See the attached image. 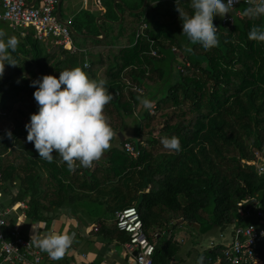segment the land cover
I'll return each instance as SVG.
<instances>
[{"label": "trees", "instance_id": "trees-1", "mask_svg": "<svg viewBox=\"0 0 264 264\" xmlns=\"http://www.w3.org/2000/svg\"><path fill=\"white\" fill-rule=\"evenodd\" d=\"M137 1L135 9L144 2ZM101 2L108 19L119 20L114 0ZM179 6L192 13L190 0H180ZM248 7L240 5L243 16L231 26L213 18L219 42L208 51L182 34L176 0H149L140 12L123 9L120 24L107 21L111 28L104 41L84 39L101 46L89 52L94 58L84 70L99 79L101 69L99 77L113 96L103 110L114 131L110 148L91 167L77 161L70 171L55 153L51 163L39 158L26 129L12 132L14 140L0 133L4 206L24 202L28 218L47 224L71 210L86 225L100 224L104 239L125 243L129 235L116 227L115 215L134 205L155 244L154 264H175L179 248L171 232L179 224L186 222L202 235L217 228L230 232L240 201L254 197L264 209V177L247 163L254 149L264 153V42L248 39L253 27L264 25V17L246 15ZM143 22L148 27L136 41ZM10 30L19 40L12 53L17 65H5L0 78V109L5 111L0 129L38 111L32 80L84 66L70 50L38 40L33 28L26 35ZM72 36L75 43L80 39ZM153 49L161 56L152 55ZM138 97H147L151 109ZM130 121L137 124L135 136L124 133ZM172 136L180 142L178 153L161 144L162 137ZM126 141L138 156L126 152ZM223 247L219 242L200 256L204 262L208 256L223 258ZM259 255L264 259V241ZM222 264L229 263L223 259Z\"/></svg>", "mask_w": 264, "mask_h": 264}, {"label": "clouds", "instance_id": "clouds-1", "mask_svg": "<svg viewBox=\"0 0 264 264\" xmlns=\"http://www.w3.org/2000/svg\"><path fill=\"white\" fill-rule=\"evenodd\" d=\"M239 0H190L192 13L183 11L176 0L177 11L182 22V34L189 44L198 45L208 51L218 45V28L213 22L215 16L224 18L232 12L234 3ZM251 4L245 14L251 18L264 17V0H246ZM248 39L264 42V25L253 27L248 33ZM19 40L9 36L0 29V78L3 77L5 65L15 66L12 53L16 51ZM192 52L191 47L185 49ZM83 67L61 70L58 77L45 74L32 80L31 87L36 90L33 98L38 105V111L30 115L25 124L27 141L33 143L39 158L51 163L53 153L66 163L71 171L76 162L80 167H91L99 161L102 154L110 148L114 137L111 124L104 114V107L113 96L107 87L105 79L90 78ZM19 82V81H17ZM145 109H151V101L147 98H137ZM5 136L14 140L13 133L8 130ZM4 137H0L2 140ZM161 144L170 152L180 151V142L175 136L162 137ZM74 233L50 232L46 236L35 239L31 243L49 258L58 261L74 241ZM197 264H204V257L197 259Z\"/></svg>", "mask_w": 264, "mask_h": 264}, {"label": "built area", "instance_id": "built-area-1", "mask_svg": "<svg viewBox=\"0 0 264 264\" xmlns=\"http://www.w3.org/2000/svg\"><path fill=\"white\" fill-rule=\"evenodd\" d=\"M255 2H259V0H255ZM58 3L59 0H41L39 5H30L27 0H2L0 20L8 22L12 30L20 31L22 35H26L27 29L33 28L35 37L49 47L59 45L71 52H76L78 48L74 44L71 29L56 15ZM242 4L251 6L246 0L234 3L232 13L224 17L223 24L231 26L234 24L236 16H243L242 10L238 9ZM147 27V23L143 22L137 31L136 41L144 34ZM151 54L157 57L161 56L155 49L151 51ZM86 65L89 66V64ZM179 68L183 70L181 66ZM137 90L143 91L139 87ZM3 115H5V111L0 109V116ZM28 121V118H24L18 125L12 124L0 129V133L25 129V124ZM123 148L135 157L139 155V150L129 141L123 143ZM254 155V159L247 163L255 166L259 177H264V153L254 149ZM2 181L3 177L0 174V184ZM3 203V192L0 188V259L7 264H57L55 260L49 258L47 253L42 252L31 243L32 236L39 239L44 237L43 234H24L20 225L10 228V232L6 233L7 216L10 211L16 210L19 206L14 204L5 207ZM238 212L237 223L232 226L230 231L231 238L226 239L222 235L224 237L223 258L214 259L208 256L204 264H222L223 259L229 264H264V259L259 255V247L264 241V209L258 199L249 197L238 203ZM115 219L116 227L129 235V239L123 245L126 254L134 259L135 264H154L155 244L146 233L137 207L133 205L117 210ZM99 229L100 224H96L94 230L98 231ZM215 245L216 243H212V247Z\"/></svg>", "mask_w": 264, "mask_h": 264}, {"label": "crops", "instance_id": "crops-1", "mask_svg": "<svg viewBox=\"0 0 264 264\" xmlns=\"http://www.w3.org/2000/svg\"><path fill=\"white\" fill-rule=\"evenodd\" d=\"M40 1L41 0H28L27 2H32L30 5H39ZM125 1L126 0H114V7L119 15V20L114 21L108 19L106 16V7L101 0H59L60 10H58L57 6L56 15L61 22H70L74 29H76L79 33V35H77L71 30L80 38L76 43L75 40H73L78 50L72 53L82 57L81 61L84 59V65H90V59L94 58V55L89 52H94L95 50L101 48V46L95 44L94 41L90 42L84 39L92 38L104 41L110 31L109 28H111L108 25V22L119 23L120 20L122 21L123 9L129 12H138V10L143 11L149 2V0H147V4L144 9H142V5L139 9L133 10L131 7H128L129 4L127 1L125 3ZM137 3L138 1L135 2V4ZM118 4L121 5L118 7ZM120 7H122V10H120ZM238 9L242 10L240 6ZM0 10H2V0H0ZM92 17L95 18V20H92ZM0 29L7 30L8 34L15 36V32L10 30L9 24L6 21L0 20ZM63 66L65 67V65ZM59 72V70H55L52 75H56L58 77ZM100 72L101 69L97 72L99 79ZM136 132L137 125L132 128V135H126L135 136ZM23 203L24 202H17L16 204L19 207L16 210L10 211L8 214L7 228L10 229L16 225H20L24 234L39 235L41 233L44 236L50 232H67L75 234L72 246L65 251L62 259L56 261L57 264H135L134 259L126 254L125 249L123 248L124 243L116 240H107L101 237L99 235L101 230H94V226L96 225L95 223L86 225L85 223L78 221L77 215H75L71 210H63L49 224L41 223L27 217L25 212L26 204L24 203V205ZM214 230L213 231L217 234L220 240H213V243L217 244L219 242H223L224 237L222 235H224L226 239H229L228 235L230 234L222 232L219 229ZM178 241L183 242L181 239H178ZM184 246L185 245L181 243L177 246L179 248V252L175 257V264H188L185 256L181 253V251L183 252L185 249ZM207 249L209 248L204 249L203 253ZM187 254L189 253L187 252ZM0 264L7 263L0 259Z\"/></svg>", "mask_w": 264, "mask_h": 264}, {"label": "rangeland", "instance_id": "rangeland-1", "mask_svg": "<svg viewBox=\"0 0 264 264\" xmlns=\"http://www.w3.org/2000/svg\"><path fill=\"white\" fill-rule=\"evenodd\" d=\"M126 1L128 2V4L130 6H132V8L134 10L135 9L134 7L137 5V4H135V2L137 0H126ZM126 1H125V3H126ZM129 5H128V7H129ZM124 12H125V14L128 13L126 10H124ZM120 22H121V20L119 21V23H116V24H120ZM142 24L143 23H141L140 26ZM179 56H181V54H179ZM63 70H65V68ZM136 125H137L136 122L130 121L129 125L127 126V128L124 131L125 135L126 134L132 135V133H131L132 128L135 127ZM217 230H218V228H217ZM214 231H212L208 234L202 235L198 229H196L195 227H192L188 223L184 222L182 224H179V226H177L175 229H173V232H171L173 245L177 244V246H178L180 243L184 244L185 249L183 252L181 251V253H182V255L185 256L187 263L188 264H195V263L197 264V259L199 258V255H201L203 253V250L206 248H211L212 243L214 241L220 240V238L217 236V234ZM225 233L230 234V232H225ZM165 237L166 236H164L162 239L165 240L166 239ZM228 237L230 239L231 235H228ZM178 239H181L183 242L178 241ZM123 248H124V246H123ZM187 252L189 254H187Z\"/></svg>", "mask_w": 264, "mask_h": 264}, {"label": "water", "instance_id": "water-1", "mask_svg": "<svg viewBox=\"0 0 264 264\" xmlns=\"http://www.w3.org/2000/svg\"><path fill=\"white\" fill-rule=\"evenodd\" d=\"M28 1V0H27ZM32 2H28V4H31ZM115 4V3H114ZM146 4H147V0H144V3H143V8L142 9H144V7L146 6ZM58 10H60V2H59V4H58ZM139 11H141V10H138V12ZM61 18V17H60ZM63 22V21H62ZM63 23H65L67 26H69V28L75 33V34H77V35H79V33L76 31V29H74V27H73V25L70 23V22H63ZM72 32V33H73ZM73 33V34H74ZM194 225H196L197 227H199V224H194Z\"/></svg>", "mask_w": 264, "mask_h": 264}]
</instances>
